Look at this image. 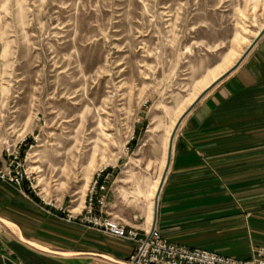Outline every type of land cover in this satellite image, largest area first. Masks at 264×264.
Returning a JSON list of instances; mask_svg holds the SVG:
<instances>
[{
    "label": "rangeland",
    "instance_id": "374dc122",
    "mask_svg": "<svg viewBox=\"0 0 264 264\" xmlns=\"http://www.w3.org/2000/svg\"><path fill=\"white\" fill-rule=\"evenodd\" d=\"M263 28L264 0H0V156L29 149L38 193L65 209L105 166L139 198L161 171L148 134L163 139Z\"/></svg>",
    "mask_w": 264,
    "mask_h": 264
},
{
    "label": "crops",
    "instance_id": "0c3cea01",
    "mask_svg": "<svg viewBox=\"0 0 264 264\" xmlns=\"http://www.w3.org/2000/svg\"><path fill=\"white\" fill-rule=\"evenodd\" d=\"M170 135L171 128L163 139L148 134L144 146L160 162V173L146 191L137 190L139 198L119 192L114 180L107 212L144 231L157 227L176 243L252 256L264 246V34L179 126L156 218V187L167 167ZM132 176L121 181L137 178ZM138 199L143 206L130 208ZM40 200L0 180V264H127L135 253V243L69 223ZM85 200L86 195L67 211L80 213Z\"/></svg>",
    "mask_w": 264,
    "mask_h": 264
},
{
    "label": "built area",
    "instance_id": "2783aa9c",
    "mask_svg": "<svg viewBox=\"0 0 264 264\" xmlns=\"http://www.w3.org/2000/svg\"><path fill=\"white\" fill-rule=\"evenodd\" d=\"M29 160V149H24L22 145H7L0 156V180L17 187L26 196L34 192L41 199L38 204L64 213L62 219L69 223L91 227L135 243V253L127 264H264V246L256 247L248 258L227 256L215 250L173 242L157 227L144 231L116 219L107 212V193L114 181V173L108 166L99 168L93 174L83 211H67L63 206L46 200L38 193L33 172L28 167ZM46 211L54 214L51 209Z\"/></svg>",
    "mask_w": 264,
    "mask_h": 264
},
{
    "label": "water",
    "instance_id": "95a60500",
    "mask_svg": "<svg viewBox=\"0 0 264 264\" xmlns=\"http://www.w3.org/2000/svg\"><path fill=\"white\" fill-rule=\"evenodd\" d=\"M264 34V28L259 32L258 36L254 39V41L252 42V44L248 47V49L245 51V53L242 55V57L239 59V61L236 63V65L230 69L227 73H225L223 76H221L217 81H215L214 83H212L196 100L195 102L186 110V112L181 116V118L179 119L174 132L172 134V138H171V142H170V148H169V157H168V165L167 168L165 170L161 185H160V189L159 192L157 194V198H156V202H155V217L157 218V213H158V200H159V194L162 190L164 181L166 179L167 176V172H168V167L170 164V160H171V154H172V150H173V143H174V139L176 136V133L179 129V126L181 125L182 121L185 119V117L191 112V110L197 105V103L215 86L217 85L222 79H224L226 76H228L230 73H232L243 61L244 59L247 57V55L249 54V52L253 49V47L257 44V42L260 40V38L262 37V35Z\"/></svg>",
    "mask_w": 264,
    "mask_h": 264
},
{
    "label": "bare ground",
    "instance_id": "6f19581e",
    "mask_svg": "<svg viewBox=\"0 0 264 264\" xmlns=\"http://www.w3.org/2000/svg\"><path fill=\"white\" fill-rule=\"evenodd\" d=\"M224 74H225V73H224ZM224 74H223V75H224ZM223 75H222V76H223ZM220 77H221V76H220ZM220 77H218L215 81H217ZM206 81H207V79H205L203 83H206ZM215 81H214V82H215ZM214 82H213V83H214ZM207 88H208V87H207ZM207 88H206V89H207ZM177 121H178V120H176V121L174 122V125H173L172 128H171V134H173V132H174V129H175V127H176L175 125H176ZM170 136H171V138H172V135H170ZM171 138H170V142H171ZM169 148H170V147H169ZM167 165H168V163H167ZM166 168H167V167H166ZM165 170H166V169H165ZM164 173H165V172H164ZM163 176H164V174H163ZM162 179H163V177H162ZM162 179H161V182H162ZM161 182H160V185H161ZM160 185H159V187H158V186L156 187L157 194H158V192H159ZM156 198H157V195H156ZM155 202H156V200H155ZM72 210H73V209H72ZM73 211H74V210H73ZM78 212H79V211H78ZM6 222H7L9 225H11V226L16 227V226H14V224H12V223H10V222H8V221H6Z\"/></svg>",
    "mask_w": 264,
    "mask_h": 264
}]
</instances>
